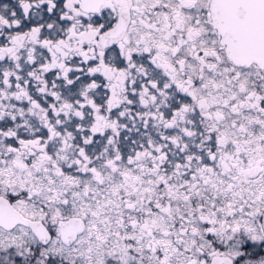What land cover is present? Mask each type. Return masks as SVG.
Returning a JSON list of instances; mask_svg holds the SVG:
<instances>
[{
	"label": "snow or ice",
	"instance_id": "obj_1",
	"mask_svg": "<svg viewBox=\"0 0 264 264\" xmlns=\"http://www.w3.org/2000/svg\"><path fill=\"white\" fill-rule=\"evenodd\" d=\"M0 264H264V0H0Z\"/></svg>",
	"mask_w": 264,
	"mask_h": 264
}]
</instances>
